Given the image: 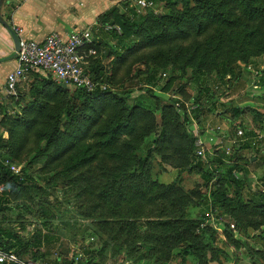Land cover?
Returning <instances> with one entry per match:
<instances>
[{
  "label": "trees",
  "instance_id": "1",
  "mask_svg": "<svg viewBox=\"0 0 264 264\" xmlns=\"http://www.w3.org/2000/svg\"><path fill=\"white\" fill-rule=\"evenodd\" d=\"M132 1L124 3V13L116 7L100 20V30L106 26H119L124 39L135 41L125 54L118 56V65L126 63L132 54L143 57L150 64L153 62L151 65L156 68L168 67L171 63L177 65L176 62H179L183 71L191 68L194 75L212 70H222L225 75L233 73L239 61L247 63L253 57L264 56V0H183L181 9L175 8L176 4L168 0L167 12L147 10L141 14L130 6ZM96 35L92 47L98 54ZM112 35L117 37L116 31ZM144 50L150 52L140 53ZM95 58H91L88 72L92 80L98 82V87L92 93L75 88L79 93L73 106L70 105V87L57 84L52 74L33 72L26 76H34L30 87L31 101L26 103L20 117L11 118L6 111L2 124L11 128L8 141L1 140L3 157L17 165L16 160L25 153L32 135L36 145L35 158L40 155L48 158L45 170L49 166L59 168L58 176L71 190L76 189V202L80 210H89V217L101 220L99 210H113L121 218L169 216L167 220L160 218V221H149L151 228L160 232L153 241H160L165 247H157L161 253L171 251L167 243H173L181 246L177 255L199 257L201 249L205 252L210 246L206 242V234L213 240L218 233L208 226L217 208L224 209L237 227L245 221L247 227L250 225L259 229L264 224V201H259L257 205L256 215L260 219L247 220L249 203L244 190L249 171L240 165L229 168L214 183L210 198L211 217L205 216L202 220L186 217L185 209L192 202L189 194L175 182L162 184L153 180L148 171L149 158H138L137 152L149 136L158 132L160 134L152 153L179 169L188 167L195 159L202 165L204 175H210L212 172L209 169L217 163V159L204 162L196 157L195 139L188 129L189 110L177 97L178 94L167 101L150 93L156 101L153 110L144 104L130 102L128 94L103 91L101 86L106 84L105 81L92 76L95 77L100 69L94 64ZM175 82L174 76H169L163 91H170ZM20 84L17 86L18 95L24 90L23 87L20 90ZM199 108L193 111L194 115L200 113L202 108ZM179 111L183 113V118ZM235 113H240V109H235ZM224 155L221 156L223 161L226 158ZM102 163L109 165L99 166ZM236 168L243 173L242 178L233 177ZM20 174L21 170L19 174H14L0 163V185H8L9 193L42 201L38 191L40 188L27 182L32 178L28 176L22 180ZM230 187L233 189L231 195L228 191ZM7 193L4 191V200L0 198V211L9 205ZM193 194L198 195L196 192ZM124 204L128 205L125 209ZM56 211L50 204L41 205V213L50 222L58 215ZM202 225L208 228L197 234ZM126 229L130 230V234L134 233L138 229L137 223L123 221L119 231L124 234ZM224 235L231 246L240 248L241 240L233 239L227 231ZM0 248L15 252L20 259L31 253L29 242L1 221ZM105 248L103 246V250ZM38 249L28 259L45 264L44 256ZM56 261L54 264H57Z\"/></svg>",
  "mask_w": 264,
  "mask_h": 264
},
{
  "label": "rangeland",
  "instance_id": "2",
  "mask_svg": "<svg viewBox=\"0 0 264 264\" xmlns=\"http://www.w3.org/2000/svg\"><path fill=\"white\" fill-rule=\"evenodd\" d=\"M155 1L156 13L169 10L168 0ZM172 1L176 4L175 8L183 7V0ZM12 2L13 0H6L5 7L12 6ZM112 33L115 31H105L103 28L98 35L94 32L99 46L94 64L100 69L95 77L91 69L90 73L93 78L105 81L106 84L101 86L102 90L119 95L128 94L130 102L144 104L153 110L156 101L150 93L153 92L167 101H171L174 94H178L177 97L189 110L190 134L194 139L196 132L201 134L216 153L214 158L217 163L210 167V175H204L202 165L195 159L186 168H175L170 162L163 161L158 154L152 153L155 140L160 134L154 133L137 152L138 158H149L148 171L152 179L162 184L175 182L179 185L192 198V202L185 209L186 217L202 220L212 213L210 198L218 177L229 168L240 165L249 171L244 190L249 203L247 220L260 219L256 214L259 201H264V56L253 57L247 63L239 61L234 66L233 73L225 75L222 70L204 71L194 75L191 68L183 71L179 62H176L177 65L171 63L168 67L156 68L151 65L153 62L150 64L143 57L132 54L126 63L118 65V56L125 54L128 47L134 46L135 41L124 39L120 35L122 32H116L117 37ZM149 52L144 50L140 53ZM150 60L152 61L151 58ZM171 75L176 82L170 91L164 92L163 88ZM32 80L34 76L23 80L20 90H24L17 97H9L7 100L6 111H9L11 118L22 116L24 106L31 101ZM70 92V105L73 106L79 90L70 87ZM198 107L202 110L194 115L193 111ZM235 109H240V113L236 114ZM178 113L184 117L181 111ZM157 118L160 122L159 115ZM10 128L9 125H0V133L5 141L9 139ZM44 146L43 143L42 147ZM35 147L31 135L25 153L16 161L21 170L20 178H32L27 182L40 188L38 191L42 201L36 198L30 200L27 195L9 193L8 185H0V198L4 200L6 191L9 200L7 209L0 211V221L12 227L18 236L29 242L31 253L23 259L32 258V254L40 248L45 264H54L56 260L57 264L86 261L90 264H264V224L259 229H254L250 225L247 227L246 222L242 221V225L237 227L233 218L222 208H217L212 213V220L208 225L218 233L213 240L206 234V242L210 246L205 252L201 249L199 257L177 255L181 246L167 242L172 250L159 252L158 246L165 247L160 241H153L160 232L154 231L149 221H158L160 218L167 220L169 216L121 218L113 210H99L101 220L89 217V210H80L76 202V189L73 191L69 185L63 183L58 176L59 168L49 166L47 170L44 169L48 158L43 155L35 158ZM30 148L33 150L30 151ZM223 153L226 157L224 161L221 159ZM108 165L102 163L99 166ZM233 177L242 178L243 173L236 168ZM228 191L230 195L233 193L231 187ZM43 204H50L57 210L58 215L53 221L50 222L41 213ZM127 207V204L123 205L124 209ZM123 221L136 222L138 229L132 234L126 229L121 234L119 229ZM204 227L199 228L197 234L205 231ZM225 231L230 232L233 239L241 240L240 248L235 249L229 244L224 235ZM103 246L106 247L104 250ZM155 249L157 251L153 252Z\"/></svg>",
  "mask_w": 264,
  "mask_h": 264
},
{
  "label": "built area",
  "instance_id": "3",
  "mask_svg": "<svg viewBox=\"0 0 264 264\" xmlns=\"http://www.w3.org/2000/svg\"><path fill=\"white\" fill-rule=\"evenodd\" d=\"M130 6L135 8L137 14H141L147 10H155L157 4L153 0H133ZM104 30L121 32L119 26H106ZM15 32L20 38V50L17 53L16 68L6 77L5 94L0 97V125L6 113L7 100L9 97L18 96V84L33 72H48L52 74L57 84L66 87L83 89L89 93L97 89V83L92 80L88 72L91 58L97 56V50L92 47L94 36L91 29L76 30L66 38L58 33H52L40 42L24 37L22 28H15ZM1 140L0 133V144ZM3 153L0 147V163L14 174H19L20 168L10 159L4 158ZM195 155L204 162H209L216 157L215 151L207 145L198 132L195 133ZM207 216L211 217V214ZM0 264L41 263L30 259H20L15 252L0 248Z\"/></svg>",
  "mask_w": 264,
  "mask_h": 264
},
{
  "label": "crops",
  "instance_id": "4",
  "mask_svg": "<svg viewBox=\"0 0 264 264\" xmlns=\"http://www.w3.org/2000/svg\"><path fill=\"white\" fill-rule=\"evenodd\" d=\"M126 1L132 0H13L8 7L4 2L1 17L14 30L22 28L24 37L38 42L52 33L66 38L84 29H91L94 36L102 27L101 18L116 7L123 12ZM16 58L13 39L0 22V97L5 94L6 77L16 68Z\"/></svg>",
  "mask_w": 264,
  "mask_h": 264
},
{
  "label": "water",
  "instance_id": "5",
  "mask_svg": "<svg viewBox=\"0 0 264 264\" xmlns=\"http://www.w3.org/2000/svg\"><path fill=\"white\" fill-rule=\"evenodd\" d=\"M5 0H0V22L7 28V30L9 31L13 42H14V46H15V53L17 55V53L20 50V38L17 35V33L15 32V30L7 23L3 20V18L1 17V8L4 4ZM255 160V158H253V161Z\"/></svg>",
  "mask_w": 264,
  "mask_h": 264
}]
</instances>
